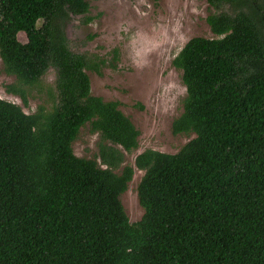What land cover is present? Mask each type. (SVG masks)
<instances>
[{
  "label": "trees",
  "instance_id": "obj_1",
  "mask_svg": "<svg viewBox=\"0 0 264 264\" xmlns=\"http://www.w3.org/2000/svg\"><path fill=\"white\" fill-rule=\"evenodd\" d=\"M91 0H0V62L8 94L52 70L57 104L32 114L0 99V264H264V0H203L214 38H191L171 61L185 88L174 154L121 153L138 132L118 103L90 93L95 61L70 50L65 27ZM24 38V41L20 40ZM88 124L98 159L72 142ZM142 172L143 215L119 201Z\"/></svg>",
  "mask_w": 264,
  "mask_h": 264
},
{
  "label": "rangeland",
  "instance_id": "obj_2",
  "mask_svg": "<svg viewBox=\"0 0 264 264\" xmlns=\"http://www.w3.org/2000/svg\"><path fill=\"white\" fill-rule=\"evenodd\" d=\"M89 7L90 23L82 24V18L72 17L65 27L70 50L104 61L97 72L86 70L90 93L103 101L117 102L118 110L138 132V148L129 153L105 142L121 153L122 163L115 172L133 167L135 157L145 150L176 153L193 136L171 132L185 96L181 72L171 61L191 38H214L205 21L211 7L203 0H91ZM53 81V71L49 70L38 85L27 89L28 104L24 107L19 97L6 92L14 78L2 71L0 62V99L18 105L26 114L39 106L50 109L57 104ZM100 142L99 133L91 132L85 124L72 142L73 154L96 160L104 168L98 159ZM133 171L127 190L119 196L131 224L143 215L136 195L142 172Z\"/></svg>",
  "mask_w": 264,
  "mask_h": 264
}]
</instances>
